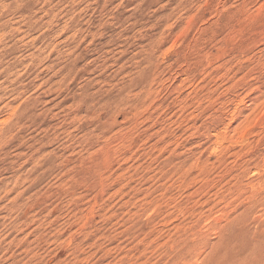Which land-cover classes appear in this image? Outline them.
<instances>
[{
	"label": "rangeland",
	"instance_id": "rangeland-1",
	"mask_svg": "<svg viewBox=\"0 0 264 264\" xmlns=\"http://www.w3.org/2000/svg\"><path fill=\"white\" fill-rule=\"evenodd\" d=\"M263 197L264 0H0V264H264Z\"/></svg>",
	"mask_w": 264,
	"mask_h": 264
},
{
	"label": "bare ground",
	"instance_id": "bare-ground-1",
	"mask_svg": "<svg viewBox=\"0 0 264 264\" xmlns=\"http://www.w3.org/2000/svg\"><path fill=\"white\" fill-rule=\"evenodd\" d=\"M246 4V3H245ZM264 198V197H263ZM262 202H264V200L262 201ZM247 224V223H246ZM254 233V232H253ZM251 240V239H250ZM254 241V240H253ZM254 250V249H253ZM249 252V251H248Z\"/></svg>",
	"mask_w": 264,
	"mask_h": 264
}]
</instances>
